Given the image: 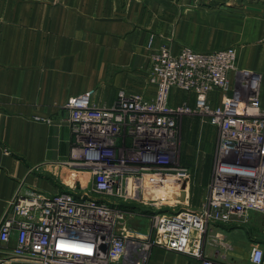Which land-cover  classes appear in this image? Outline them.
<instances>
[{
  "label": "built area",
  "instance_id": "obj_1",
  "mask_svg": "<svg viewBox=\"0 0 264 264\" xmlns=\"http://www.w3.org/2000/svg\"><path fill=\"white\" fill-rule=\"evenodd\" d=\"M150 61L152 98L121 91L112 106H98L94 92H86L67 102L74 136L70 167L91 182L77 173L79 187L69 192L18 193L0 222V246L15 242L8 258L149 264L156 247L200 264H224L206 254L207 245L222 239L221 234L209 239L211 226L247 223L250 212L264 213L261 76L238 67L236 48L200 53L183 47L174 53L163 45ZM176 92L186 100L174 103ZM182 117L200 119L218 134L207 196L197 209L152 214L151 235L137 236L127 223L142 213L126 205L147 204L140 199L144 180L151 179L154 188L191 181L190 170L180 163ZM250 262L262 264L263 249L254 247Z\"/></svg>",
  "mask_w": 264,
  "mask_h": 264
},
{
  "label": "crops",
  "instance_id": "obj_2",
  "mask_svg": "<svg viewBox=\"0 0 264 264\" xmlns=\"http://www.w3.org/2000/svg\"><path fill=\"white\" fill-rule=\"evenodd\" d=\"M163 45L174 53L236 48L238 67L261 76L264 108V0H0V222L20 192H69L77 173L88 181L70 167L67 102L86 92L98 106H112L121 91L152 98L150 57ZM184 100L176 92L173 102ZM184 191L147 187L145 199L158 204ZM216 234L223 237L206 246L210 259L252 264V249L264 251V213L212 225L209 239ZM14 246H0V264H39L8 258ZM149 264L200 263L155 247Z\"/></svg>",
  "mask_w": 264,
  "mask_h": 264
},
{
  "label": "rangeland",
  "instance_id": "obj_3",
  "mask_svg": "<svg viewBox=\"0 0 264 264\" xmlns=\"http://www.w3.org/2000/svg\"><path fill=\"white\" fill-rule=\"evenodd\" d=\"M178 126V142L181 151L180 163L190 170L191 181L184 182L181 186H172L173 190H167V192L176 193L183 189L186 190L182 192V195L177 194L175 199H168L151 205L150 203L145 205L138 202L126 205L134 207L142 213L128 221L129 230L139 231L145 237L151 235V231L153 232L150 221L152 214H171L186 208L197 209L204 202L208 193L214 158L218 149V134L212 127L201 122L200 119L197 120L191 117L180 118ZM76 175L74 176L75 180ZM78 177L80 176L78 175Z\"/></svg>",
  "mask_w": 264,
  "mask_h": 264
},
{
  "label": "bare ground",
  "instance_id": "obj_4",
  "mask_svg": "<svg viewBox=\"0 0 264 264\" xmlns=\"http://www.w3.org/2000/svg\"><path fill=\"white\" fill-rule=\"evenodd\" d=\"M144 185H145V189L143 190V192H142V195H141V197H140V199H141V201L142 202H146L147 204H154V203H152V202H149V201H147L146 199H145V193H146V190H147V187L148 188H150L151 189V191H154V193H159L160 195H164L165 193H176V192H172V191H168L167 192V190H173L172 189V186H176V185H174V184H167L165 187H162V186H156L155 188H154V186H153V183H152V181H151V179H149V178H146L145 180H144ZM169 185V186H168ZM171 186V187H170ZM161 198V197H160Z\"/></svg>",
  "mask_w": 264,
  "mask_h": 264
}]
</instances>
